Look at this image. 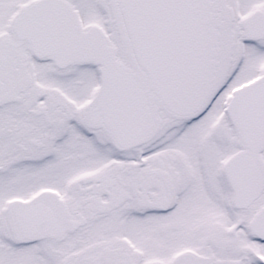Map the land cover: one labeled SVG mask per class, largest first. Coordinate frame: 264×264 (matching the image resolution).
Segmentation results:
<instances>
[{
    "label": "snow or ice",
    "instance_id": "snow-or-ice-1",
    "mask_svg": "<svg viewBox=\"0 0 264 264\" xmlns=\"http://www.w3.org/2000/svg\"><path fill=\"white\" fill-rule=\"evenodd\" d=\"M0 264H264V0H0Z\"/></svg>",
    "mask_w": 264,
    "mask_h": 264
}]
</instances>
